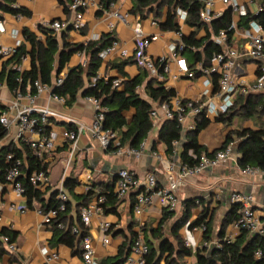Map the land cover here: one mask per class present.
I'll use <instances>...</instances> for the list:
<instances>
[{
  "label": "crops",
  "instance_id": "crops-1",
  "mask_svg": "<svg viewBox=\"0 0 264 264\" xmlns=\"http://www.w3.org/2000/svg\"><path fill=\"white\" fill-rule=\"evenodd\" d=\"M19 7H23L29 11L28 16L14 15L9 12L0 11V19L4 21L7 32L2 35L1 43L6 46L15 45L17 39H23L27 51H30L31 45L25 39L24 31L29 30L44 41L43 33L40 27L44 21L60 20L67 22L72 18V12L65 10L64 5L59 0H15ZM247 1V0H244ZM264 0H255L261 3ZM5 3L6 0H0V3ZM14 3V2H13ZM69 3H67L68 5ZM12 5V4H11ZM133 0H119L113 4L109 10L99 13V7L91 6L84 11L85 27L80 31H73L70 29H63L56 32L60 47H62L63 40L72 44H86L89 41L99 40L103 35L111 34L123 46L129 49L130 52L134 49V33L132 26L123 21L116 20L109 17L110 12L118 11L121 14L129 13L131 21H135L139 16L131 12ZM253 10V11H252ZM256 7L251 8L254 12ZM140 19V18H139ZM153 16L150 15L146 19H140L145 35L153 37L149 46V53L158 58L162 54H168L170 72L164 73L161 76H150L147 72L140 69L133 60H129L123 68L124 74L114 66L115 63L126 61L117 56L108 57L102 61V65L98 73L105 80L120 79L123 82L127 80L140 77L143 83L138 88V92L144 99L149 100V95L146 91V85L151 81L163 82L164 87L173 89L176 95L184 99L198 98L205 89L203 85V77L189 78L187 76L178 75L179 62L178 58H184L188 66L192 70L198 71V62H194L190 53L183 52L179 57L173 58L169 53V44L176 41L177 35L175 31L162 30L158 26L152 25ZM115 22V28L110 31L108 28V21ZM184 35L189 36L192 33V28L182 23ZM245 26V25H244ZM43 27V26H42ZM240 27V26H239ZM241 29L243 27H240ZM17 30L18 36L15 37L13 32ZM64 32L67 35L64 36ZM214 35V34H213ZM205 36V29L200 28L196 38L201 39ZM246 40L242 38L239 32L234 33L231 37L232 47L243 49ZM8 59V58H7ZM7 59L0 58V72ZM82 58L75 52L70 60L65 65L61 72L64 75L68 71L78 65H81ZM252 63L251 68L248 64ZM31 65L29 55L25 56L20 63L22 71L29 70ZM192 65V67H191ZM82 66V65H81ZM235 72L238 75H243L249 82H254L258 76V62L250 58H241L239 65ZM56 78H53L55 84ZM90 83V82H89ZM30 84L27 85L26 93L30 91ZM210 91L213 93L215 88L211 86ZM264 94L263 92H259ZM16 100L13 94L7 87L6 81H0V115L2 112ZM205 101L208 97L204 98ZM21 105L28 103L26 98L19 100ZM216 101V99H215ZM37 105L47 107L54 111L57 115L50 119V124L47 126V132H54L58 134L57 148L51 153L43 156L42 163L49 166L48 186L40 187L42 191L43 201L33 200L31 204L28 203L27 197L19 195L15 190L0 179V214L2 220L0 221V231L3 228L13 230L17 233L16 240L13 241L18 247L17 254H11L6 250L0 252V264H15L19 259L23 264H86L81 256L82 241L79 236H72L71 244L63 241H57L54 238V231L52 219L47 220L44 214L38 212V209L43 210L42 204L47 203L54 190H57L67 178H73L77 181L73 192L78 196L86 194L91 188L94 194L90 201L94 200L100 194L101 184L114 180L117 178V173L122 168H129L135 170L141 179H144L148 173L155 174L157 178L158 187L166 186L170 181V176L174 175L179 170L182 163H187L183 160V145L186 141L187 132L192 130L195 126L194 117L188 115L182 127L181 140L174 144L175 149L172 153L167 152L166 144L160 139V131L166 120L162 114L156 119H152L153 127L148 136L144 139L147 144L145 149L139 156L129 155L126 153H116L115 149L107 151L102 148L98 139L93 137L89 130L83 132L77 140L68 145L63 143L61 133L72 127V120H79L86 125H90L94 119L95 109L91 101L87 97L79 96L72 106H67L52 96V89L41 92L37 97ZM156 105V104H154ZM5 107V109H1ZM13 115L15 112L13 111ZM135 115V110L131 109L124 113V116L130 121ZM239 118H234L232 125L227 126L221 122L216 121V117H210L209 125L201 130L197 136L198 143L204 146L210 154H214L221 149L227 136L234 130L238 129H258L261 126V120L256 117L246 119L241 115ZM241 139L235 137L231 143L234 147L233 157L225 163H222L214 168H209L201 172L189 176L185 183L179 190L180 206L173 211V215L165 223L161 225L160 234L163 238H167L172 242L175 248L178 247L175 238V226L180 220H184L186 212V202L196 200L197 204L191 209L189 218L186 222H191L196 219L204 210L205 207L209 209V217L212 216V232L211 241L218 240V234L221 229L224 230V237L235 240L241 234V230L237 229L232 223L224 224V220L229 216L233 207L231 202V194L233 191H239L244 195L253 196V208L261 223L264 224V173L249 174L244 171L239 165L238 158V144ZM6 146H14L23 152L24 162L27 164L26 144L16 140V127L12 126L7 130L3 137L0 138V153ZM140 146V145H139ZM131 147V146H124ZM138 148V147H137ZM160 152L164 156V160H160L154 155V152ZM238 152V153H237ZM188 156L197 158V155L192 149L188 150ZM173 166V172L170 174L166 167ZM90 173L92 177L91 188L88 189L87 174ZM1 178V167H0ZM116 182V181H115ZM144 187L131 191L126 197L118 202L115 212L93 213L91 217V224L86 228L87 236L91 239L95 258L99 264H102L105 259H113L119 253L121 244L126 240L131 242V234L136 236L140 232L144 238L152 239L156 246H158V239H155L152 230L159 228L163 217L164 208L158 202L156 197L154 203L147 207L140 217L133 211V206L136 197L140 192H143ZM70 200V210L64 216V224L67 227L76 226L80 221V214L77 210L79 201L66 190ZM89 201V202H90ZM88 202V203H89ZM139 218L144 222L143 228H140ZM81 222V221H80ZM109 222L110 229V243L103 245L102 239L105 233L101 230V223ZM186 224L178 231L184 241V231ZM195 237L199 240V244L203 241V232L200 230H193ZM255 235V234H254ZM0 245L4 243L1 239ZM69 240V241H70ZM47 249L48 254H44L43 250ZM210 249V248H209ZM193 250V249H192ZM55 254L56 257L52 255ZM178 253L172 257L173 264H196L195 256H177ZM168 253L163 256L160 264H165ZM125 264V263H124Z\"/></svg>",
  "mask_w": 264,
  "mask_h": 264
},
{
  "label": "trees",
  "instance_id": "trees-1",
  "mask_svg": "<svg viewBox=\"0 0 264 264\" xmlns=\"http://www.w3.org/2000/svg\"><path fill=\"white\" fill-rule=\"evenodd\" d=\"M119 0H101V9L99 13L109 10L113 3ZM15 0H6L5 3H0V11L9 12L14 15L28 16L29 11L23 7L13 8L11 4ZM68 12L69 5L72 0H59ZM67 3H69L67 5ZM204 5V0H133L131 12L139 16L140 19H146L150 15L158 22L162 30L177 31L180 29V17L177 10L180 8L186 11L185 25L192 28V33L189 36L184 35L183 40L187 45L185 53H190L194 62H202L205 67L210 65L211 58L217 52H221V47L215 44L212 39L213 34H217L221 29L228 30V26L232 20L230 10H226L224 14L214 20L210 25L205 24L200 18V10ZM250 20L258 21L264 29V9L258 14L248 11L239 23L240 27L246 25ZM200 28L205 29V36L197 39L196 35ZM44 41L35 33L25 30V39L30 43L31 49L27 51L25 45L17 48L15 54L8 58L4 63L0 72V81H6L9 90L16 94L20 91L26 94L27 85L30 84L31 93L36 92L34 82L40 80L43 84L52 86V95H58L66 99L65 105L72 106L79 96L94 97L101 101V104L106 108L104 127L119 132L121 146L139 147L141 142L148 136L153 127V121L150 113L155 106L154 104L162 103L176 95L173 89L164 87L163 82L151 80L146 85V91L149 95V100L144 99L138 92V86L143 83V79L136 77L123 82V88H113L112 79L105 80L99 78L95 85L90 86L89 82L97 75L102 59L99 53L109 46L115 39L111 34L103 35L99 40L89 41L86 44H72L63 40L62 47L59 45L57 34L54 30L40 27ZM67 32H64V36ZM232 32H229V41L231 44ZM191 46L198 48V51H193ZM84 50L88 57L86 67L78 65L68 71L63 82L60 85L53 83V78H58L65 68V65L70 60L71 56L78 51ZM29 55L31 65L29 70L20 71L18 67L24 56ZM129 60L115 63L121 74H124L123 68ZM192 67V65H191ZM195 71V77L201 76V72ZM215 89H217V76H213ZM2 110L5 107L1 108ZM134 109L135 115L129 121L124 113ZM241 115L249 119L256 117L261 120V126L258 129H238L228 134L222 148L230 145L235 137L241 139L238 144L239 158L238 162L242 169L247 167H259L264 173V94L250 93L247 95L237 94L234 105L226 112L220 113L216 117L217 122H221L227 126L232 125L235 116ZM195 127L187 132L186 141L183 145V160L189 164H194L196 159L188 156V150L192 149L197 157L204 152L210 154L204 146L198 143L197 136L199 132L205 129L210 119L202 112L194 117ZM6 130L0 123V138L4 136ZM182 126L176 120H168L164 123L160 131V139L166 144L167 152L172 153L175 149L174 141L181 140ZM114 149L110 147L107 151ZM27 164L24 162V155L21 150L14 146H6L0 153L1 180L5 181L6 170L10 163L6 156L8 153H13L23 160L21 168L22 174L19 180L23 183L26 191L25 196L29 204L34 199L43 201V193L39 188L34 187L29 176L34 170H43L49 176V166L43 164L40 159L33 155L29 146L26 145ZM211 155V154H210ZM114 180L106 181L101 184L100 194L105 196V202L102 207L105 213L115 212L118 206V199L114 193ZM77 181L73 178H67L64 182V187L79 201L78 212L83 206L87 205L94 194L91 188L86 194L78 196L73 192ZM58 190H54L47 203L42 204L44 211L56 207L59 202L56 198ZM99 194V195H100ZM197 204L196 200L186 202V212L184 220H180L175 226V238L178 247L167 238L159 233L161 225L172 217L173 211L164 210L159 228L152 230L153 237L158 239V246L155 245L152 239H147L150 247L149 254L146 258V264H160L163 256L168 253L165 264H173L172 257L177 256H195L196 264H264V255L261 259L256 258V252L261 249L264 254V236L254 235L246 230H241V234L235 240L224 237V230L221 229L218 234V240L221 243V248H215L211 255H208L209 248L204 245V242L211 241L212 232V216L209 217V209L205 207L203 212L190 223V228L196 226H204L203 241L199 246L192 250L185 246L182 237L177 234L178 231L186 224L191 209ZM70 210V200L66 203V209L52 219L54 238L57 241H63L71 244L72 236H79L83 239L87 236V230L79 221L78 225L81 228V233L73 234L72 226L67 227L63 220L65 214ZM238 206L233 205L230 214L225 218L224 224L232 223L238 219ZM59 223H63L65 227L60 229ZM1 235H7L11 241H15L17 233L13 230L3 228L0 231ZM136 234H131V242L125 240L120 248L118 255L113 259H105L102 264H124L131 253L132 244L136 238ZM70 240V241H69ZM5 251L3 244L0 245V252Z\"/></svg>",
  "mask_w": 264,
  "mask_h": 264
},
{
  "label": "built area",
  "instance_id": "built-area-1",
  "mask_svg": "<svg viewBox=\"0 0 264 264\" xmlns=\"http://www.w3.org/2000/svg\"><path fill=\"white\" fill-rule=\"evenodd\" d=\"M218 2L226 7L217 10ZM11 6L13 8L19 7L16 1L12 3ZM91 6H96L100 9L102 7L101 0H72L69 5L70 11L72 12L71 20L67 22H62L60 20L44 21L42 26L45 29H51L55 32H59L63 29L80 31L85 27L84 11ZM253 6L256 7V10L252 13L258 14L264 9V1L257 4L255 0H204V5L200 10V18L205 24L210 25L214 20L220 18L226 10H230L232 14V20L228 26V30L221 29L217 34L212 36L215 44L221 47V52H217L213 55L208 67H205L202 62H198V71L201 72L200 77H203L205 89L198 98L184 99L179 95H175L167 101L157 103L150 113L152 119H156L162 114L166 120H176L178 124L183 127L188 115L195 117L204 112L205 116L208 118L217 117L220 113L226 112L234 105L237 94L247 95L264 91V29L256 20H250L242 29L239 27L240 20L247 15L248 11L251 10ZM177 12L181 22L184 23L187 15L186 11L179 8ZM109 17L110 19L114 18L132 26L134 33V49L130 52L129 49L123 46L117 39H114L109 46L99 53L102 61L106 60L108 57L117 56L125 60H133L140 69L147 72L150 76H161L164 73L170 72L168 54H162L158 58H155L149 53V46L153 37L145 35L139 18L135 21H131L129 13L121 14L118 11L110 12ZM151 23L154 26H158V22L154 19H152ZM108 28L110 31H113L115 22L109 20ZM6 32L7 28L5 23L0 19V40L2 35ZM229 32H232V36L234 33L239 32L242 38L246 40L243 49L229 45ZM175 33L178 39L169 44V53L173 58L177 59L179 55L185 51L187 45L183 40L184 32L182 25ZM13 34L17 37L19 32L15 30ZM22 43L23 39H17L15 45L6 46L0 41V58L7 59L12 57ZM191 49L193 51L199 50L195 46H191ZM78 54L82 58L81 65L86 67L88 64L86 52L81 50L78 51ZM24 58L25 56L23 59ZM241 58H250L258 62L259 73L254 82L247 81L243 75H238L235 72ZM178 62L179 68L176 76L183 75L189 78H195V71L188 66L184 58H178ZM18 70L22 71L20 67H18ZM213 76H217V89L212 93L209 88L211 86L215 88ZM64 77L65 75L63 73L60 74L55 80V84L60 85ZM101 77L102 76L97 73L90 81L89 85H95L96 81ZM121 85L122 81L120 79H114L112 81L113 88L120 89ZM34 86L36 88L35 93L28 92L22 94L20 91L16 92V100L7 110L1 113L0 123L6 131L12 126H15L16 140L29 146L33 155L42 161L45 154L51 153L57 148L58 134L47 132L50 119L57 114L47 107L37 105L38 95L43 91L51 90L52 86L43 84L40 80H36ZM138 88H140V86H138ZM52 96L65 104L66 99L64 97L58 95ZM205 97H208L207 101L204 100ZM22 98L27 99L28 103L26 105H21L19 100ZM87 98L93 103L95 109L92 123L86 125L79 120L73 119L72 127L65 129L61 133L63 143L71 145L83 132L89 130L92 136L98 139L102 148L109 149L112 147L115 149L116 153L139 156L146 147V140H143L138 148L121 146L119 132L104 127L106 108L101 104L99 99L94 97ZM13 111L15 112L14 115L12 114ZM176 143L175 141L174 144ZM233 154L234 147L231 144L226 148L217 150L211 155L204 152L200 157L196 158L194 164H180L178 172L170 176L169 183L164 187H158L157 178L153 173H148L145 175L144 179H141L135 170L122 168L117 173L114 193L118 201H121L131 191L144 187L145 190L137 195L133 206V211L137 217H140L145 209L154 203L156 197L164 209L175 211L181 204L179 190L189 176L200 174L206 169L214 168L225 163L233 157ZM154 155L160 160H164V156L160 152L156 151ZM6 158L11 163L6 170L5 182L9 184L17 194L24 196L26 189L19 180L22 174L21 168L23 160L13 153H8ZM166 169L170 174L173 172V166L170 164L167 165ZM244 171L252 175L263 173L259 167H247ZM29 181L36 188L48 186L50 183L49 176L43 170H34L29 176ZM87 182V188L90 189L92 182L90 173L87 174ZM57 190L58 193L56 198L59 204L49 209L46 213L38 209V212L44 214L47 220L56 218L60 212L66 209V203L69 201L68 192L63 184H61ZM104 202L105 196L100 194L81 208L79 214L83 227L87 228L91 224L93 213L103 212L102 203ZM231 202L235 204V206H238V219L233 222V225L239 230H246L251 234L264 236V224L261 223L253 208V196L244 195L239 191H233L231 194ZM1 220L2 215L0 214V221ZM190 223L191 222H188L185 226V246L195 250L199 246V240L195 237L193 230H200L203 232L204 226L190 228ZM138 225L140 228L144 226V222L140 218ZM58 227L63 229L65 225L59 223ZM110 229L111 224L109 222L101 223V230L105 233L102 239L103 245H108L110 243ZM71 230L73 234L79 235L81 233L79 225L73 226ZM1 239L7 252L11 254L18 253V247L7 235H2ZM204 245L208 248H221L219 240L204 242ZM149 251L150 247L147 240L138 232L132 244L131 253L125 264H146ZM43 252L46 255L48 254L47 249H44ZM263 255V251L258 249L256 258L261 259ZM52 256L56 257L55 254ZM81 256L86 264H99L95 258V250L92 241L88 236L83 238ZM15 264H23V262L19 259Z\"/></svg>",
  "mask_w": 264,
  "mask_h": 264
},
{
  "label": "rangeland",
  "instance_id": "rangeland-1",
  "mask_svg": "<svg viewBox=\"0 0 264 264\" xmlns=\"http://www.w3.org/2000/svg\"><path fill=\"white\" fill-rule=\"evenodd\" d=\"M226 6L225 5H223L222 3H217V10H221V9H224ZM251 65H252V63H250V64H248V68L250 69L251 68ZM238 116H235V119L236 120H238Z\"/></svg>",
  "mask_w": 264,
  "mask_h": 264
},
{
  "label": "water",
  "instance_id": "water-1",
  "mask_svg": "<svg viewBox=\"0 0 264 264\" xmlns=\"http://www.w3.org/2000/svg\"><path fill=\"white\" fill-rule=\"evenodd\" d=\"M238 153V152H237ZM233 205H235V204H233ZM215 250V247H211L210 249H209V251H208V255H211L212 254V252Z\"/></svg>",
  "mask_w": 264,
  "mask_h": 264
}]
</instances>
